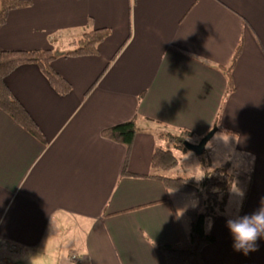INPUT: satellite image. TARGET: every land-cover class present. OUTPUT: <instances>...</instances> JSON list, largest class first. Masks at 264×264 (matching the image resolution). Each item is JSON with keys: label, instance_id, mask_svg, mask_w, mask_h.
I'll use <instances>...</instances> for the list:
<instances>
[{"label": "crops", "instance_id": "0c3cea01", "mask_svg": "<svg viewBox=\"0 0 264 264\" xmlns=\"http://www.w3.org/2000/svg\"><path fill=\"white\" fill-rule=\"evenodd\" d=\"M102 27L112 33L99 55L64 54L67 40ZM241 40L235 89L227 94L222 66L230 65ZM0 47L59 52L53 66L73 85L60 95L36 64L6 78L47 143L0 109V264H15L12 241L24 245L25 258L58 251L73 259L80 251L71 248L78 246L81 264H168L157 244L180 239L171 202L183 222L177 200H194L168 192L157 179L121 178L127 148L101 132L136 114L146 123L139 125L127 166L147 174L156 133L187 129L197 144L221 113L244 158L246 171L237 174H249L238 178L250 183L238 215L262 206L264 0H33L10 11ZM227 207L207 221L216 241L204 249L206 263L264 264V236L255 251L234 248ZM51 225L56 232L71 230L60 250L59 232L48 236Z\"/></svg>", "mask_w": 264, "mask_h": 264}, {"label": "trees", "instance_id": "16d2710c", "mask_svg": "<svg viewBox=\"0 0 264 264\" xmlns=\"http://www.w3.org/2000/svg\"><path fill=\"white\" fill-rule=\"evenodd\" d=\"M33 0H0V28L7 22L10 11L28 8ZM92 22V20H90ZM112 33L111 28L102 27L86 31L80 38L72 41V49L66 56H95L100 53L101 43ZM243 50V41L237 46L232 61L228 67L222 66L227 75V94L235 89L232 70ZM57 54L50 49L4 50L0 47V109L11 117L18 125L33 135L42 143L47 139L35 119L25 106L13 94L6 83V78L18 67L25 64H36L47 77L49 83L60 95H67L73 90L72 83L60 74L53 66ZM142 97V95L140 96ZM141 116L136 114L132 119L102 130L103 137L122 143L127 148L125 163L121 172L122 177H144L161 181L168 192L194 194L198 198L195 208L187 210L189 228L181 221L173 203V211L179 229L180 239L175 243L157 244L163 252L168 264H207L204 249L216 241V236L207 231V221L216 219L225 210L234 185L238 178H247L249 174H237L231 164L225 163L207 172L205 178L196 182L191 177H171L168 172L179 163L174 149L189 150L187 147L194 132L181 129L177 132L165 130L155 134L157 146L151 159V172L147 174L133 173L128 170V160L131 155L135 137L139 132ZM225 130L221 125V113L216 117L214 127L207 133ZM226 132L233 134L230 130ZM206 134V135H207ZM205 135V136H206ZM166 142L167 148L162 146ZM190 143V142H189Z\"/></svg>", "mask_w": 264, "mask_h": 264}, {"label": "rangeland", "instance_id": "374dc122", "mask_svg": "<svg viewBox=\"0 0 264 264\" xmlns=\"http://www.w3.org/2000/svg\"><path fill=\"white\" fill-rule=\"evenodd\" d=\"M72 40H67L65 45L67 46L66 52L72 49L70 43ZM57 54V57L59 56V52L54 51ZM65 52V53H66ZM64 53V54H65ZM146 122H139V125L143 126V124ZM197 138V135L195 134L190 138V141H195ZM188 142V143H189ZM236 139L231 134H228L226 132L216 131L215 135L208 141V143L205 146L204 153L197 154L191 149L187 151H182L180 149H175L171 145V149H174L177 157L179 158L178 165L173 168L172 171H169L171 177H181L180 175H187L188 177H191L196 182L200 183L206 176L207 172L219 167L227 162L231 164V166L234 169H238L240 173L246 170H241L242 165V154L236 149L235 146ZM164 148H167V144H163ZM168 173V175H169ZM170 176V175H169ZM250 183H245V181L241 179H237L236 183L234 185L233 191L231 193L230 202L228 204V207L226 209V214L228 216H231V218L235 217L239 214V210L241 207V203L245 199V195L248 193L247 186H249ZM242 192V195H241ZM194 200V203H191L189 201H180L177 200L178 209L181 214V218L183 219L184 225L186 228H189V222L187 217V212H185L188 209L195 208L198 204V198L196 195L192 194L190 195ZM186 198V197H183ZM69 231L66 228L58 229L57 232H59V240H61V244H58V249L60 250L61 246L67 245L66 243L62 242V237L65 236ZM208 231V230H207ZM56 230L52 228V225L50 226L48 230V236L50 235H57ZM209 232V231H208ZM57 238V236H56ZM68 239V238H67ZM66 239V240H67ZM55 246V245H54ZM68 246H66V250H69ZM71 249H75L77 252L80 251L81 254V248L78 246H73ZM71 253H63L61 255L60 252L56 251L55 253H52L48 257L40 256L41 254H36L35 256H30V258H25V255H14L11 253V258L14 260L15 264H76V260L71 259L70 256ZM80 254L78 253V256L80 257ZM39 255V257H38Z\"/></svg>", "mask_w": 264, "mask_h": 264}, {"label": "clouds", "instance_id": "9594fccd", "mask_svg": "<svg viewBox=\"0 0 264 264\" xmlns=\"http://www.w3.org/2000/svg\"><path fill=\"white\" fill-rule=\"evenodd\" d=\"M242 195V192H241ZM234 238V248L247 254L256 250V241L264 236V201L262 206L249 215H236L227 221Z\"/></svg>", "mask_w": 264, "mask_h": 264}, {"label": "water", "instance_id": "95a60500", "mask_svg": "<svg viewBox=\"0 0 264 264\" xmlns=\"http://www.w3.org/2000/svg\"><path fill=\"white\" fill-rule=\"evenodd\" d=\"M212 136H213V132H210L209 134L204 136L199 143L197 144L188 143L187 147L197 154H202L204 153L206 144L208 143V141L211 139Z\"/></svg>", "mask_w": 264, "mask_h": 264}, {"label": "built area", "instance_id": "2783aa9c", "mask_svg": "<svg viewBox=\"0 0 264 264\" xmlns=\"http://www.w3.org/2000/svg\"><path fill=\"white\" fill-rule=\"evenodd\" d=\"M8 249L12 254L20 255L24 252L25 247L23 244L12 241L9 243ZM72 258H73V260H76L77 264H81V262L79 260V256L77 254H72Z\"/></svg>", "mask_w": 264, "mask_h": 264}]
</instances>
